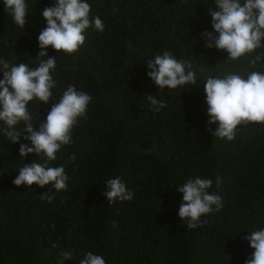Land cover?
<instances>
[{
	"label": "trees",
	"instance_id": "1",
	"mask_svg": "<svg viewBox=\"0 0 264 264\" xmlns=\"http://www.w3.org/2000/svg\"><path fill=\"white\" fill-rule=\"evenodd\" d=\"M25 2L21 28L0 0V59L36 67L38 36L47 26L42 13L55 0ZM87 2L104 31L86 30L73 54L49 47L48 57L56 58L53 100L29 102V110L38 112V130L68 86L90 95L87 118L72 129L73 143L62 146L55 161L43 154L21 158L20 143L30 142L13 144L0 131V264H80L88 252L106 264H245L254 252L245 238L264 229V124L238 126L233 141L213 137L208 129L214 132L218 124H208L203 85L209 75L264 72V59L250 64L264 48L236 61L207 48L202 34L217 35L209 15L215 0ZM165 51L192 63L195 86L161 90L149 78L148 60ZM147 96L167 106L155 111ZM34 160L63 166L68 190L15 186L19 169ZM116 177L135 196L109 205L103 192ZM196 177L213 181L209 192L222 197L223 208L189 229L178 215V187ZM47 192L52 203L40 198ZM63 252H72V259L64 260Z\"/></svg>",
	"mask_w": 264,
	"mask_h": 264
},
{
	"label": "clouds",
	"instance_id": "2",
	"mask_svg": "<svg viewBox=\"0 0 264 264\" xmlns=\"http://www.w3.org/2000/svg\"><path fill=\"white\" fill-rule=\"evenodd\" d=\"M3 3L10 10L14 22L25 28L28 16L25 0H3ZM53 3L54 6L44 8L42 13L47 26L38 36V66L30 67L26 63L13 65L0 59V72L3 73V79L0 80V122L7 126L0 127V131L13 144L21 140L30 142L31 146L29 143H20L21 158L30 154L37 157L43 154L47 161H55L61 147L73 143L72 129L80 117L87 118V107L92 99L87 93L70 85L59 101L52 105L46 120L39 123L38 130L34 126L38 112L33 114L29 110V102L38 99L48 104L53 100L52 90L56 87L52 75L56 58L48 57L46 50L51 47L57 53H76L85 42L86 30L94 28L103 32L105 28L99 16L91 15L87 0H55ZM209 15L217 35L211 32L202 34L207 48L226 51L233 61L264 48V0H243V6L242 0H215V7L209 9ZM262 59L264 53L256 55L250 61L251 66L255 67ZM147 66L150 69L147 75L161 90L197 84L192 63L177 60L171 52L165 51L148 60ZM203 87L210 117L208 124H218L214 132L208 129L213 137L233 141L238 126H247L249 122L264 124V72L252 71L246 78L237 73H229L223 78L209 75ZM147 99L155 111L167 106L154 96H147ZM20 122H23L24 127L17 130L16 126ZM75 158V154L70 157L72 160ZM69 179L63 166L50 167L47 163L41 164L34 160L19 169L13 184L17 187L35 184L40 188L51 184L59 192L68 190ZM215 184L217 188L221 186L220 177L216 178ZM212 185L211 179L196 177L189 178L178 187L182 194L178 215L182 222L187 220L189 229L207 224V219L202 220L201 217L223 208L222 197L209 192ZM106 188L103 195L109 205L117 201H131L135 196L120 177L109 179ZM40 198L52 203L55 197L47 192ZM245 239L254 250L245 264H264V229L252 231ZM61 255L64 260L73 257L72 252H63ZM80 264L106 262L102 256L88 252Z\"/></svg>",
	"mask_w": 264,
	"mask_h": 264
}]
</instances>
